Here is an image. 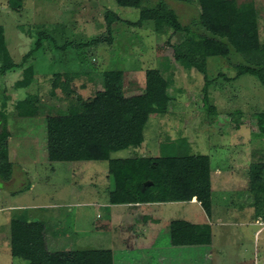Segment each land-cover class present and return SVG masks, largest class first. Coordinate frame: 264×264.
I'll return each mask as SVG.
<instances>
[{
  "label": "rangeland",
  "instance_id": "374dc122",
  "mask_svg": "<svg viewBox=\"0 0 264 264\" xmlns=\"http://www.w3.org/2000/svg\"><path fill=\"white\" fill-rule=\"evenodd\" d=\"M165 1L182 24L197 19V0L192 4ZM236 1L251 3L256 9L258 39L264 44V0ZM11 2L0 0V67L8 63L22 66L0 75V111L9 132L7 162L0 169V208L11 204L58 205L23 211L30 220L48 222L46 233L51 240L47 250L111 249L115 262L135 263L139 251L115 240L113 227L105 222L107 209L93 203L89 193L105 182L107 162L61 160L66 157V121L57 115L67 109L69 102L63 89L53 91L51 82L54 73L70 72L68 87L75 91L70 100H75L76 93L85 99L103 89V72L117 69L122 71L123 95L129 97L144 92L147 69H160L170 82L171 101L161 106L138 104L137 109L145 114L143 132L132 135L129 147L111 153L112 158L168 156L176 151V145L179 152L187 148L191 154L208 155L212 168L211 215L195 204L190 208L164 206L167 209L163 208L160 215L175 223L186 220L210 225L211 249L216 251L212 260L200 258L206 254L203 245L183 248L186 254H199L196 264H264V200L262 194L255 198L250 188L253 166L264 164V139L258 135L264 85L250 74L236 77L234 67L245 60L264 63V48L233 53L229 58L208 57L206 62L187 68L175 59L176 54L185 52L179 45L181 33L163 32L152 24L130 26L126 21L137 20L139 11L118 6L114 0ZM107 12L118 17L110 24L112 42L85 45L91 39L109 36ZM67 78L62 75L61 83L65 85ZM206 80L210 84L205 87ZM205 90L219 114L214 125L203 120ZM237 110L243 112L244 124L239 128L230 118ZM2 174L10 175L11 182ZM107 184L111 189L110 177ZM186 209L192 211V218L185 215ZM12 212L0 210V264H28L34 255L26 258L11 250L12 240L16 239L13 233L17 232L10 218ZM20 230L23 235L29 233L27 228ZM168 230H173L172 222ZM169 231H160L163 244L157 248L164 251L165 264H176L173 260L178 248L168 242ZM58 232L61 235L53 236ZM37 259L32 264H37Z\"/></svg>",
  "mask_w": 264,
  "mask_h": 264
},
{
  "label": "trees",
  "instance_id": "16d2710c",
  "mask_svg": "<svg viewBox=\"0 0 264 264\" xmlns=\"http://www.w3.org/2000/svg\"><path fill=\"white\" fill-rule=\"evenodd\" d=\"M114 1L118 6L139 11L137 20L126 21L130 26L143 28L144 25L152 24L163 32L170 30L173 33H181L182 39L179 45L185 52L181 55L176 54L175 59L182 61L183 66L187 68H191L196 62H206L208 57L229 58L233 53L243 54L264 48V44L258 39V14L251 3H237L236 0H197L199 4L197 19L189 24H182L177 13L165 0H158L155 3L150 0ZM177 1L188 4L194 2V0ZM20 2L21 0H12L11 3L18 5ZM105 18L109 36L105 39H91L85 42V45H96L102 40H106L108 44L112 42L110 24L118 17L112 12H107ZM40 40L41 38H38L36 41L37 46L40 45ZM0 45H3L1 40ZM35 49L28 51L25 57ZM17 66H22V63L18 65L8 63L1 66L0 75ZM234 67L236 77L250 74L264 85V63L254 64L245 60L242 64H234ZM62 75L68 77L65 85L61 83ZM69 75L72 74L66 71L54 73L51 82L53 91L57 88L63 89L64 97L69 102L67 109L58 112L57 115L64 117L66 121L64 137L66 157L64 156L63 159L106 161L108 176L112 181L109 192L111 204L166 202L173 200L176 195L178 199L184 201L195 198L206 214L211 215L212 168L208 155L191 154L187 148L185 152H179L176 145V151L168 156L129 158L111 156L115 151L127 149L132 135L143 132L145 114L137 109L138 104L161 106L171 101L172 97L168 92L170 82L160 69H147L144 92L129 97L124 96L121 89L122 71L117 69L105 71L102 75V90L85 99L76 93L74 101L70 100L71 94L75 91L68 87ZM220 76L226 79L222 74ZM209 82L206 80L205 87L210 84ZM202 112L203 120L207 125L218 123L217 107L210 102L206 90L202 98ZM0 113L1 169L5 161L7 162L5 153L9 132L6 129L5 116L3 112ZM242 115L243 112L240 110L230 115L236 128L244 124ZM258 127V135L260 139H264V110L259 112ZM263 166L264 164L253 166L254 175L250 188L255 198H259L258 196L261 195L258 194H262L264 200ZM9 177L10 175H6L3 179L7 180ZM12 222L17 226L15 229L17 232L13 233L16 239L12 240L11 247L15 255H34L38 258L37 264H113L111 252L107 249L49 251L46 249L44 226L41 223H22L16 220ZM20 228L22 230L27 228L29 233L23 235ZM173 228L175 230L173 238L180 246L211 245L212 233L209 224H194L180 220L173 223Z\"/></svg>",
  "mask_w": 264,
  "mask_h": 264
},
{
  "label": "crops",
  "instance_id": "0c3cea01",
  "mask_svg": "<svg viewBox=\"0 0 264 264\" xmlns=\"http://www.w3.org/2000/svg\"><path fill=\"white\" fill-rule=\"evenodd\" d=\"M56 120V119H55ZM63 161H67L66 159H61ZM60 160V161H61ZM69 162V161H68ZM8 182H11L10 177L7 179ZM102 186H96L94 192L91 193V199L94 201L93 203H97V205L101 204L107 209V219L105 222H108L109 226H112L114 231V238L115 240L122 246H126L128 249L137 250L139 251V257L136 259V264H160L164 263L165 257L163 256V250H160V245L163 244L162 239L160 236V231L162 229L168 230L169 223L172 222L171 220H166V218H162L164 216L160 215L164 206H168L172 208V206H187L190 208L191 205L195 204L196 206H200L199 203L196 201L195 198H192L190 201H184L177 198L175 195L173 200L166 201V202H151V203H141V204H111L109 201V176H108V167L105 170V175L103 177ZM3 182V180L1 181ZM4 184V182H3ZM105 186L104 193H102V187ZM102 197L104 200H102ZM53 206L58 205H45V206H38L36 204L32 205H18V204H11L5 207L0 208V210H12L13 212L10 213L11 220H16L22 223L28 222H39L44 226V234L46 239V245L49 244V234L46 233V220H30L29 215L27 212H23L32 208L37 210L47 209ZM201 208V207H200ZM167 207L164 209L166 210ZM188 210L185 215H189L192 213L191 210ZM260 233V232H259ZM258 233V235H259ZM175 234V230L170 232L168 242L170 245L176 246L178 248L175 252L176 255L174 256V263L176 264H196L198 260V255L186 254L184 249L186 246H180L178 241L173 238ZM61 235L60 232L57 234H53V236ZM170 239V240H169ZM54 240V239H53ZM169 244V243H168ZM188 247V246H187ZM184 248V249H183ZM212 244L205 246L204 252L206 254L201 255L200 258L204 260H212L213 254L216 253L214 250L212 252ZM94 249V248H92ZM156 250V253L154 252ZM111 252L112 262L113 264H121L120 261L115 262L113 252L111 249H107ZM66 251V250H65ZM168 251V247H167ZM208 253V254H207ZM159 254V255H158ZM157 255V256H156ZM31 256V255H30ZM156 256L155 261L153 258ZM26 257V256H25ZM197 257V258H196ZM27 258V257H26ZM30 261L28 264H32L33 261L36 262V257H30ZM123 264H135L128 261H122ZM165 264V263H164Z\"/></svg>",
  "mask_w": 264,
  "mask_h": 264
}]
</instances>
